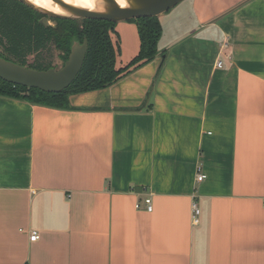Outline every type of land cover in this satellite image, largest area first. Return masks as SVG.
I'll return each instance as SVG.
<instances>
[{
  "label": "crops",
  "instance_id": "0c3cea01",
  "mask_svg": "<svg viewBox=\"0 0 264 264\" xmlns=\"http://www.w3.org/2000/svg\"><path fill=\"white\" fill-rule=\"evenodd\" d=\"M182 2L71 109L0 96V264H264V0Z\"/></svg>",
  "mask_w": 264,
  "mask_h": 264
},
{
  "label": "trees",
  "instance_id": "16d2710c",
  "mask_svg": "<svg viewBox=\"0 0 264 264\" xmlns=\"http://www.w3.org/2000/svg\"><path fill=\"white\" fill-rule=\"evenodd\" d=\"M42 17L16 0H0V57L22 67L46 71L55 69L56 52L65 63L72 45L82 44L86 39L88 50L80 73L66 90L57 94L12 85L0 79V96L69 110L71 95L105 89L158 56L162 28L157 17L130 20L137 26L140 48L138 55L123 68H116L118 48L115 49L111 39L115 23L94 19H49L51 25L44 27L40 22Z\"/></svg>",
  "mask_w": 264,
  "mask_h": 264
},
{
  "label": "water",
  "instance_id": "95a60500",
  "mask_svg": "<svg viewBox=\"0 0 264 264\" xmlns=\"http://www.w3.org/2000/svg\"><path fill=\"white\" fill-rule=\"evenodd\" d=\"M41 14V24L49 26V19L86 20L94 19L111 23L127 22L140 18H154L170 11L183 0H124L126 7H120L116 0H100L105 6L102 12L74 7L64 0H48L68 15H57L34 6L26 0H16ZM56 22H52L55 25ZM88 50L87 40L82 44L74 43L69 56L59 70L53 68L37 71L22 67L0 57V79L12 85L28 89H38L45 93H61L66 90L80 73Z\"/></svg>",
  "mask_w": 264,
  "mask_h": 264
},
{
  "label": "bare ground",
  "instance_id": "6f19581e",
  "mask_svg": "<svg viewBox=\"0 0 264 264\" xmlns=\"http://www.w3.org/2000/svg\"><path fill=\"white\" fill-rule=\"evenodd\" d=\"M27 2L33 4L36 7L45 9L57 15H68L65 11L58 7H53L48 0H26ZM65 2L71 4L74 7L102 12L105 10L106 6L100 0H64ZM120 7H126L124 0H116Z\"/></svg>",
  "mask_w": 264,
  "mask_h": 264
},
{
  "label": "built area",
  "instance_id": "2783aa9c",
  "mask_svg": "<svg viewBox=\"0 0 264 264\" xmlns=\"http://www.w3.org/2000/svg\"><path fill=\"white\" fill-rule=\"evenodd\" d=\"M217 66H218V68H221V66H222L221 62H218ZM205 178H206V176L201 171V169H198V173H197V176H196V182H198V183L202 182V181L205 180ZM142 203L146 207V211L147 212H151L152 211V202H151L150 197L144 198L142 200ZM139 206H140V204H137L136 208H139ZM192 213H193V215H192L193 222H194V224H196V223H198L199 210L197 209L195 204H193V206H192ZM38 239H39V236H38V234L36 232H32L30 234L29 241L35 242Z\"/></svg>",
  "mask_w": 264,
  "mask_h": 264
},
{
  "label": "rangeland",
  "instance_id": "374dc122",
  "mask_svg": "<svg viewBox=\"0 0 264 264\" xmlns=\"http://www.w3.org/2000/svg\"><path fill=\"white\" fill-rule=\"evenodd\" d=\"M186 2H181L180 4L176 5L171 11H176L177 7H179L180 5H185ZM169 13V12H167ZM169 15V14H167ZM51 25V22H50ZM0 54H1V49H0ZM64 64L63 61V57L59 55L58 52L55 53V58L53 61V67L55 68V70H59Z\"/></svg>",
  "mask_w": 264,
  "mask_h": 264
}]
</instances>
